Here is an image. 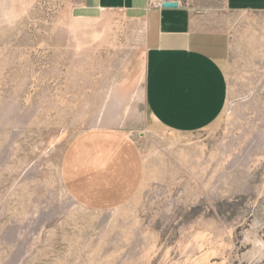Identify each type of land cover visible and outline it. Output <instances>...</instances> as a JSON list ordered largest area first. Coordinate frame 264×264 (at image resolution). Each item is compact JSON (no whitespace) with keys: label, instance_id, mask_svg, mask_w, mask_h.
Listing matches in <instances>:
<instances>
[{"label":"rangeland","instance_id":"374dc122","mask_svg":"<svg viewBox=\"0 0 264 264\" xmlns=\"http://www.w3.org/2000/svg\"><path fill=\"white\" fill-rule=\"evenodd\" d=\"M79 0H0V264H264V13L183 0L231 41L225 110L172 133L146 105V24ZM125 133L144 178L124 205L63 181L81 135Z\"/></svg>","mask_w":264,"mask_h":264},{"label":"crops","instance_id":"0c3cea01","mask_svg":"<svg viewBox=\"0 0 264 264\" xmlns=\"http://www.w3.org/2000/svg\"><path fill=\"white\" fill-rule=\"evenodd\" d=\"M178 2V9H164ZM230 13H264V0H225ZM84 19L125 11L146 24V105L154 120L172 133H194L213 126L229 93L227 66L231 41L208 28L183 0H79ZM144 178L142 156L120 130L102 128L78 137L67 151L63 181L82 206L104 211L130 201Z\"/></svg>","mask_w":264,"mask_h":264},{"label":"water","instance_id":"95a60500","mask_svg":"<svg viewBox=\"0 0 264 264\" xmlns=\"http://www.w3.org/2000/svg\"><path fill=\"white\" fill-rule=\"evenodd\" d=\"M162 7L164 9H178L179 3L178 2H165L163 3Z\"/></svg>","mask_w":264,"mask_h":264}]
</instances>
